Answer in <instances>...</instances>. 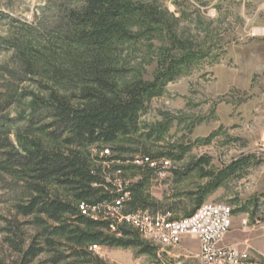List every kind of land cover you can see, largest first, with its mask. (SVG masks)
Returning a JSON list of instances; mask_svg holds the SVG:
<instances>
[{
  "label": "rangeland",
  "instance_id": "1",
  "mask_svg": "<svg viewBox=\"0 0 264 264\" xmlns=\"http://www.w3.org/2000/svg\"><path fill=\"white\" fill-rule=\"evenodd\" d=\"M124 1L151 5L162 13L164 24L160 31L119 47V86L139 78L153 80L161 70L162 52L170 50L171 33L180 43L173 54L186 60L147 98L137 117L138 130L114 145L92 147V156L119 157L113 165L123 171L116 178L128 183L121 187L128 191L140 180L136 159L146 151L164 153L159 163L163 174L146 179L143 191L151 210L176 219L196 210L203 188L231 163L243 160L240 170L223 176L203 195L201 205H228L232 223L224 244L247 251L252 264H264V0ZM76 7L75 0H0V128L11 130L12 145L0 153L20 152L28 128L31 139L50 145L37 130L48 123L42 120L43 102L50 89L71 92L51 74L55 60L68 61L66 49L56 47L54 30ZM117 148L119 152L113 150ZM2 159L0 154V264H20L21 254L13 246L21 243L26 249L39 229L32 218L17 215V205L25 200L24 181L6 172ZM201 159L206 164L195 167ZM96 164L106 167L102 161ZM52 190L64 198L62 189ZM138 237L150 253L98 244L87 249V262L79 263L199 264L198 241L192 237L170 247ZM58 253L70 255L65 245L45 248L29 264H52ZM72 263L68 258L58 264Z\"/></svg>",
  "mask_w": 264,
  "mask_h": 264
},
{
  "label": "trees",
  "instance_id": "2",
  "mask_svg": "<svg viewBox=\"0 0 264 264\" xmlns=\"http://www.w3.org/2000/svg\"><path fill=\"white\" fill-rule=\"evenodd\" d=\"M75 1L79 7L70 11L66 20L63 19L54 30L59 43L56 47L66 49L68 61L58 64L55 60L51 74L71 92L62 95L50 89L43 102L42 120L48 123L40 125L37 130L46 135L50 145L31 139L28 128L26 135H22L20 152L0 153L2 168L24 181L25 200L17 205V215L32 218V224L39 229L26 249L21 243L13 246L21 254L20 264L31 263L45 248L56 250L64 245L70 255L58 253L51 259L52 264L68 258L74 259L72 264L87 262L85 260L90 255L87 249L98 244L132 246L142 253L151 252L133 229L122 227L123 237L115 239L106 222L84 216L79 206L82 203L96 206L111 201L117 195L114 174L123 171L121 165H113L119 157H93L90 149L114 145L119 137L136 132L137 117L145 110L147 98L157 94L160 82L171 78L186 59L179 60L173 54L180 43L171 33L168 40L170 50L166 48L162 52L161 70L153 80L139 78L119 86L116 80L122 72L116 57L119 47L160 31L164 24L162 13L151 5L124 0ZM31 123L37 125L41 120ZM14 132L15 136H21L18 128ZM10 134V129L0 128V151L12 146L8 139ZM113 150L120 151L118 148ZM164 157V153L146 151L140 159L158 161ZM101 161L106 167L96 164ZM198 162L195 167L205 163L204 159ZM244 164L243 160L231 163L221 172V178L217 176L213 183L205 186L197 208L210 188L219 184L223 176L240 170ZM137 168L141 171L140 180L126 191L129 192L126 204L129 212L150 209L143 188L152 172L146 164ZM53 187L62 189L64 198L55 194Z\"/></svg>",
  "mask_w": 264,
  "mask_h": 264
},
{
  "label": "built area",
  "instance_id": "3",
  "mask_svg": "<svg viewBox=\"0 0 264 264\" xmlns=\"http://www.w3.org/2000/svg\"><path fill=\"white\" fill-rule=\"evenodd\" d=\"M105 150L104 154L108 155ZM158 161L149 159H136L135 163L146 164L154 176L163 174V167ZM162 165V164H161ZM121 171L114 176V183L117 188V195L109 202H103L96 206L80 204L81 213L94 221H102L108 224L109 232L116 238H121L122 227L131 228L140 237L160 246H176L186 236L198 241L199 264H252L249 253L224 244V238L229 233L232 223V209L225 204H204L201 205L190 216L176 219L159 211L151 209H136L127 211L129 192L123 191L117 178ZM117 177V178H116ZM120 178V177H119ZM118 182V183H117ZM97 249L93 245L90 250Z\"/></svg>",
  "mask_w": 264,
  "mask_h": 264
}]
</instances>
